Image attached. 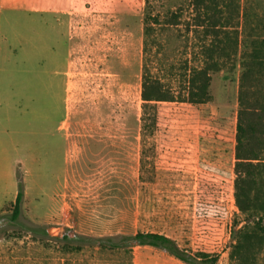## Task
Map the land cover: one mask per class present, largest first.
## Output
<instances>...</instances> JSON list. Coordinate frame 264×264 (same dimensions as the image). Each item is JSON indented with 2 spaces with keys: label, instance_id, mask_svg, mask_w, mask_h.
<instances>
[{
  "label": "rangeland",
  "instance_id": "obj_1",
  "mask_svg": "<svg viewBox=\"0 0 264 264\" xmlns=\"http://www.w3.org/2000/svg\"><path fill=\"white\" fill-rule=\"evenodd\" d=\"M218 4L241 40L264 38V0ZM196 19L193 0H0V264H185L150 247L75 242L66 250L61 242L65 233L137 232L232 264L245 223L234 198L238 62L212 75L211 102L158 105L146 143L154 154L141 166L143 74L185 96L208 43ZM147 25L154 33L145 50ZM70 70L81 84L74 111L63 76ZM19 180L24 199L12 222Z\"/></svg>",
  "mask_w": 264,
  "mask_h": 264
},
{
  "label": "trees",
  "instance_id": "obj_2",
  "mask_svg": "<svg viewBox=\"0 0 264 264\" xmlns=\"http://www.w3.org/2000/svg\"><path fill=\"white\" fill-rule=\"evenodd\" d=\"M197 13L196 27L203 30L207 40L202 47L203 65L193 69L187 76L185 96L175 93L159 78L145 70L143 74L141 98V137L143 151L141 166L145 169L154 147L146 145L158 128V105L165 102H182L205 105L212 101V75L219 73L227 63L238 62L241 67L238 93L237 132L235 146L234 198L235 205L244 216V225L234 234L230 252L232 264H259V256L264 252V38L245 37L241 40L238 26L231 27L218 0H193ZM149 20L160 24V19L148 16ZM178 16L172 15L170 24L178 23ZM225 20V21H224ZM147 24L149 21L147 20ZM154 29H145V50L150 47ZM24 199V184L18 181V193L14 210L9 219L16 222L21 213ZM61 242L73 246L75 242L103 250L134 249L150 247L161 250L185 264H215L207 254L193 257L186 254L172 238L158 233L137 232L121 237H70L65 233ZM66 250H72L66 249ZM75 250H79L77 247Z\"/></svg>",
  "mask_w": 264,
  "mask_h": 264
},
{
  "label": "crops",
  "instance_id": "obj_3",
  "mask_svg": "<svg viewBox=\"0 0 264 264\" xmlns=\"http://www.w3.org/2000/svg\"><path fill=\"white\" fill-rule=\"evenodd\" d=\"M56 73V72H55ZM57 74V73H56ZM64 77L67 78L65 80V86H66V94L68 97V101L71 100V106H68V110L74 111L80 107V92H81V84L80 82L75 78L71 79V76H74L72 73V70L63 73ZM70 104V103H69Z\"/></svg>",
  "mask_w": 264,
  "mask_h": 264
}]
</instances>
